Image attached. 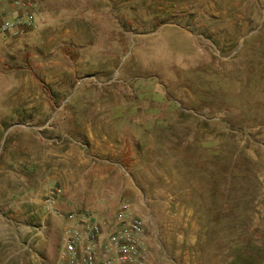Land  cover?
Instances as JSON below:
<instances>
[{
    "label": "rangeland",
    "instance_id": "rangeland-1",
    "mask_svg": "<svg viewBox=\"0 0 264 264\" xmlns=\"http://www.w3.org/2000/svg\"><path fill=\"white\" fill-rule=\"evenodd\" d=\"M128 182L195 209L203 264H264V0H40L0 32V264H65L67 215Z\"/></svg>",
    "mask_w": 264,
    "mask_h": 264
},
{
    "label": "built area",
    "instance_id": "built-area-1",
    "mask_svg": "<svg viewBox=\"0 0 264 264\" xmlns=\"http://www.w3.org/2000/svg\"><path fill=\"white\" fill-rule=\"evenodd\" d=\"M40 0H0V32L19 37L35 24ZM135 214L130 202L120 200L102 213H69L60 247L65 264H145L143 237L159 239L161 228Z\"/></svg>",
    "mask_w": 264,
    "mask_h": 264
},
{
    "label": "crops",
    "instance_id": "crops-1",
    "mask_svg": "<svg viewBox=\"0 0 264 264\" xmlns=\"http://www.w3.org/2000/svg\"><path fill=\"white\" fill-rule=\"evenodd\" d=\"M141 186L129 182L122 186L110 185L104 195L106 204L97 205L98 209L92 212L113 210L120 200L128 198L135 214L147 221L151 215L153 223L160 226L161 235L159 239L148 232L144 235L145 264H203V261H210L199 248L202 232L195 209L184 203L182 195L155 186L148 189Z\"/></svg>",
    "mask_w": 264,
    "mask_h": 264
}]
</instances>
